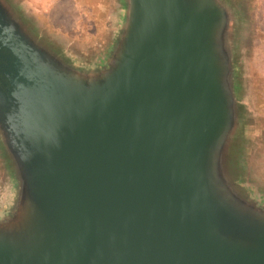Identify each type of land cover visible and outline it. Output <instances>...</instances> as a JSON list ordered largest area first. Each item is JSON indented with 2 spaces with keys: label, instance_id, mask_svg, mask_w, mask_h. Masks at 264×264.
<instances>
[{
  "label": "water",
  "instance_id": "obj_1",
  "mask_svg": "<svg viewBox=\"0 0 264 264\" xmlns=\"http://www.w3.org/2000/svg\"><path fill=\"white\" fill-rule=\"evenodd\" d=\"M25 3L0 0V264H264L234 2L113 0L89 48Z\"/></svg>",
  "mask_w": 264,
  "mask_h": 264
},
{
  "label": "rangeland",
  "instance_id": "obj_2",
  "mask_svg": "<svg viewBox=\"0 0 264 264\" xmlns=\"http://www.w3.org/2000/svg\"><path fill=\"white\" fill-rule=\"evenodd\" d=\"M232 1L238 9L241 24L238 58L244 74L243 95L249 108L244 154L247 155L253 176L255 174L264 181V0ZM17 2L29 4L32 20L38 26L51 22L53 29L76 35L80 48H89L104 41L113 10V0Z\"/></svg>",
  "mask_w": 264,
  "mask_h": 264
}]
</instances>
